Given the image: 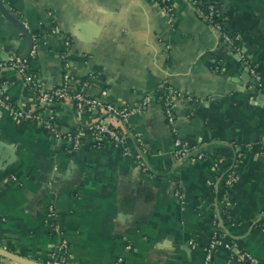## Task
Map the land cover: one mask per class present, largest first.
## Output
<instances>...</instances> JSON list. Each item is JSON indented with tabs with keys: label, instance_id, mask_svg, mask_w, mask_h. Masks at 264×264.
<instances>
[{
	"label": "crops",
	"instance_id": "crops-1",
	"mask_svg": "<svg viewBox=\"0 0 264 264\" xmlns=\"http://www.w3.org/2000/svg\"><path fill=\"white\" fill-rule=\"evenodd\" d=\"M217 1L243 56L189 0H172V17L155 0H3L34 37L30 61L43 88L68 73L91 98L142 109L125 125L131 156L95 145L100 112L79 119L71 102L54 107L57 135L20 73L0 67V87L22 112L0 114L2 246L46 264L58 229L70 244L66 264H207L217 229L224 245L211 264H239L242 252L264 264V0ZM32 48L0 9V60ZM168 86L180 93L176 134L164 112ZM74 131L78 146L65 138ZM175 136L204 157L177 158ZM0 264L19 263L0 256Z\"/></svg>",
	"mask_w": 264,
	"mask_h": 264
},
{
	"label": "built area",
	"instance_id": "built-area-1",
	"mask_svg": "<svg viewBox=\"0 0 264 264\" xmlns=\"http://www.w3.org/2000/svg\"><path fill=\"white\" fill-rule=\"evenodd\" d=\"M191 1L199 16L208 24H210L217 32H219L223 40L230 46L235 48V51L239 55L243 56V50L237 43L240 39L238 35L233 34L227 29L223 22H217L215 17L218 13V7L215 4H208L202 0H189ZM159 9L164 14L172 17L175 15L174 4L172 0H155ZM36 55V47H33L28 55H11L5 59L0 60V67H9L17 70L23 77L25 84L35 93L38 100V107L40 114L38 118L43 124V127L52 133L59 135L56 127L54 107L62 102H71L74 106L76 116L81 119L85 112L88 110H94L100 112L98 120L94 121L90 129L92 131V141L95 145L101 146L105 142H111L117 146L123 147L125 153L129 156L132 152L127 147V121L129 116L140 111L141 105L137 104L134 107L131 106H116L99 98H91L86 94L87 82L83 83L79 88L73 89L70 84L69 74L65 73L63 82L58 87L53 89H45L41 86L38 77L31 66V58ZM250 74L261 85L262 76L254 66L249 67ZM264 89V86H262ZM179 91L173 87L166 88V94L164 98V112L169 123V126L173 133H177V127L175 125L176 118L174 112V101L179 95ZM150 101L147 96L142 105L145 106ZM144 103V104H143ZM5 109L12 110L16 115L22 116V112L17 111L10 101L9 95L0 87V114ZM45 116V114H47ZM81 135L79 132H69L65 138L74 146H78ZM174 154L177 158L190 157L192 154L195 158H203L204 153L200 152L199 148L190 145L183 141L180 137L175 136L174 139ZM137 161L142 165L145 171H148V165L142 158H137ZM15 179V178H14ZM235 180V176L232 173L228 174L227 183L230 184ZM51 215L55 214L53 208L50 209ZM55 228V227H54ZM56 229V228H55ZM59 235V245L57 251L53 253L51 259L46 264H66L70 258V244L67 238L62 236V233L58 229L55 230ZM228 244V243H227ZM226 244V246H227ZM1 245V244H0ZM224 245V235L215 230L209 244L205 247V261L207 264H211L214 258L215 250ZM5 247V246H4ZM132 246L129 245L128 249ZM239 264H259V259L251 253L242 252L238 253L235 259ZM123 262V258L118 259V264Z\"/></svg>",
	"mask_w": 264,
	"mask_h": 264
},
{
	"label": "water",
	"instance_id": "water-1",
	"mask_svg": "<svg viewBox=\"0 0 264 264\" xmlns=\"http://www.w3.org/2000/svg\"><path fill=\"white\" fill-rule=\"evenodd\" d=\"M0 9L2 10V12L4 13V15L15 24V26L21 31V33L23 34V36H25V38L28 40L29 44H30V48L33 47L35 41H34V37L32 35V33L29 31V29L21 22L20 18L16 15L13 14L3 3V0H0ZM30 50V49H29ZM23 56V55H22ZM249 73V70H248ZM260 92L264 95V90L263 89H259ZM0 256L10 259L14 262H17L19 264H45L42 262H38L35 260H32L30 258H27L25 256H22L18 253H16L15 251H12L2 245H0Z\"/></svg>",
	"mask_w": 264,
	"mask_h": 264
},
{
	"label": "trees",
	"instance_id": "trees-1",
	"mask_svg": "<svg viewBox=\"0 0 264 264\" xmlns=\"http://www.w3.org/2000/svg\"><path fill=\"white\" fill-rule=\"evenodd\" d=\"M204 3H205V5H208V4H215V5H217V7H218V13H217V15H216V17H215V20L218 22H223V20L221 19V16H220V8H221V5L219 4V2L217 1V0H202ZM239 40L237 41V43L239 44Z\"/></svg>",
	"mask_w": 264,
	"mask_h": 264
}]
</instances>
